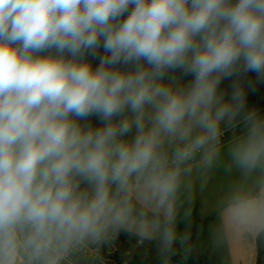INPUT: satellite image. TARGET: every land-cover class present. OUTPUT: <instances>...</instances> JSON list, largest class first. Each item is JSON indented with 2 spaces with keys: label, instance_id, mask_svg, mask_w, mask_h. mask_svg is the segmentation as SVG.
Listing matches in <instances>:
<instances>
[{
  "label": "clouds",
  "instance_id": "1",
  "mask_svg": "<svg viewBox=\"0 0 264 264\" xmlns=\"http://www.w3.org/2000/svg\"><path fill=\"white\" fill-rule=\"evenodd\" d=\"M247 73L264 81V0H0V264H79L121 231L166 256L221 162L254 177L222 218L264 231Z\"/></svg>",
  "mask_w": 264,
  "mask_h": 264
},
{
  "label": "crops",
  "instance_id": "2",
  "mask_svg": "<svg viewBox=\"0 0 264 264\" xmlns=\"http://www.w3.org/2000/svg\"><path fill=\"white\" fill-rule=\"evenodd\" d=\"M253 179H246L237 170L226 171L223 162L213 172L194 175L188 201L178 210L177 232L184 238L183 246L203 256L205 264H257L259 238L264 240V231L234 229L221 215L226 193L235 184H250ZM185 209L190 212L187 219L184 218ZM96 249L105 256L125 258L130 264H141L147 259L162 256L157 240L140 242L134 232L126 231H121ZM161 264L180 263L167 261Z\"/></svg>",
  "mask_w": 264,
  "mask_h": 264
},
{
  "label": "trees",
  "instance_id": "3",
  "mask_svg": "<svg viewBox=\"0 0 264 264\" xmlns=\"http://www.w3.org/2000/svg\"><path fill=\"white\" fill-rule=\"evenodd\" d=\"M102 54V53H101ZM94 65L98 61H93ZM241 82L245 85L247 90V107L255 108L258 111L264 109V81L257 79L255 73H247L240 76ZM248 82H251V87H248ZM231 80H225L221 84V89L226 90L230 93L231 90ZM92 123L98 124L99 121L96 118H92ZM264 240L259 238V246ZM167 261H176L180 264H205L203 256L192 252L187 247L183 246V240H178L173 247L171 253L166 256H158L152 259H147L141 264H161Z\"/></svg>",
  "mask_w": 264,
  "mask_h": 264
},
{
  "label": "built area",
  "instance_id": "4",
  "mask_svg": "<svg viewBox=\"0 0 264 264\" xmlns=\"http://www.w3.org/2000/svg\"><path fill=\"white\" fill-rule=\"evenodd\" d=\"M259 112L264 115V109L259 110ZM242 126H238L236 129H231L225 131L224 138L230 139L233 135L239 134ZM79 264H130L125 258H120L117 256H105L99 253L96 247L89 248L86 253L82 256ZM257 264H264V241L259 246Z\"/></svg>",
  "mask_w": 264,
  "mask_h": 264
}]
</instances>
